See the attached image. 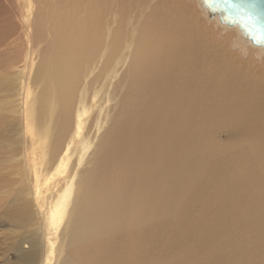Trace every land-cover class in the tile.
<instances>
[{
	"label": "bare ground",
	"instance_id": "obj_1",
	"mask_svg": "<svg viewBox=\"0 0 264 264\" xmlns=\"http://www.w3.org/2000/svg\"><path fill=\"white\" fill-rule=\"evenodd\" d=\"M43 1L48 11L41 13L40 5L21 0V30L0 51L4 73L0 76V236L8 235L3 219L16 231L27 229L26 236H14L10 251L15 250L24 264H56L60 258L56 252L65 253L61 261L65 264L220 261L223 252L210 254L212 249L203 245L211 243L214 235L226 234L236 216L245 217L243 212L250 208H242V203H254L249 215L264 219V137L251 144L246 139L221 145L211 142L210 134L216 129L244 130L242 119L254 115L261 118L255 119L259 122L255 126L263 130L264 82L233 68L213 43L211 50L206 48L202 36L195 35L194 24L185 18L177 21L180 30H166L169 20L155 29L159 46L157 40H150L152 34L140 33L149 47L143 45L144 50L140 47L133 54L137 34L129 32L130 40L115 35L114 22L104 26L103 17L101 22L100 6H92L84 15L81 0H67L68 7L66 0ZM199 4L208 20L238 33L242 44L264 53L245 43L237 27L209 18L201 0ZM18 42L24 49L19 50ZM42 49L50 58L36 65ZM7 50L12 64H2ZM122 65L127 69L116 81ZM104 82V87L115 90L123 82L129 100L121 106L129 113L113 124L118 139L111 130L102 143L100 156L110 151L112 160L100 170L101 164L97 167L98 175L90 177L92 185L85 189L91 195H86L76 190L69 164L78 155L80 166L93 145L85 135L87 118ZM100 116L92 123L96 127H101ZM91 130L92 126L88 136ZM201 157L214 159V167L208 168L215 175L213 181L207 178L206 166L200 167ZM205 191L213 200H226L238 192L249 200L231 203L229 212L222 200L215 202L221 213L213 217L224 219L209 223L208 233L193 245L195 220L202 218L196 212L204 208L196 206V199ZM10 193L3 203L2 197ZM72 200L80 207L92 201L83 222L77 216L81 212L72 211ZM227 243L228 237L219 247ZM1 256L9 257L6 252Z\"/></svg>",
	"mask_w": 264,
	"mask_h": 264
},
{
	"label": "rangeland",
	"instance_id": "obj_2",
	"mask_svg": "<svg viewBox=\"0 0 264 264\" xmlns=\"http://www.w3.org/2000/svg\"><path fill=\"white\" fill-rule=\"evenodd\" d=\"M32 1L35 2V4L40 5L41 13H44V11H48L47 4H44L43 0ZM82 2L83 4L81 6L83 7L82 12L84 13V15H86L85 13L89 14L88 11L92 8V6H100L102 11L104 12L102 14H99L101 22H103L101 17L105 18L106 20V22H103L104 26H108V22L110 24L114 22V24H112V27L113 33L115 35L119 34L120 37H126L127 39H129V32L130 35L131 32L137 34L138 38L136 37V43L133 46V51H130V53L132 52L134 54L136 51H140V47L141 50L147 49L149 47L147 41L145 42L147 45L144 43V38L142 39V37L144 36L143 34H141L140 36V33L149 32L150 34H152V36H149L150 40H157L156 45H158V39L157 37H154V35L157 34L158 30L155 29H162L165 26L166 22L169 20L167 24L171 22L170 26L172 28L169 26V29L167 28L166 30H180V27L176 26L178 24L177 21L178 19L183 20L185 18L186 21L194 24V27L197 30V33L195 32V35H200L199 37L202 36L201 38L206 48L211 50V46L213 43V47L223 50L225 61H229L230 64L233 63V68L241 73H248L250 76H253L252 79L254 80V78H256L257 83H261V81L264 82V53L255 50L250 46L242 44V41L239 39L238 33L227 29L226 31L216 21L208 20L205 16L204 10L202 9V7H200L199 0H81V3ZM20 3L21 0H0V51L4 50L5 46H9L10 42L17 37L18 32L21 30L20 13L22 12L23 5ZM65 5L66 7H68L67 0L65 2ZM85 8L87 9L85 10ZM171 15L172 17L169 19V16ZM87 16L92 17V15ZM180 26L184 27L185 23L180 24ZM139 37L140 40H138ZM137 42L141 45H139ZM19 44L20 42H18L17 44V46H19V50L24 49L23 43L21 42V46ZM142 46L144 49H142ZM201 47L202 46H200L199 48ZM9 52L10 50H7L4 54L5 56H3L2 58V64H12V55L10 53V56ZM46 53V49L41 50L40 55H38L37 57V61H35L36 65H38L40 61H43L42 58L47 57ZM198 67L201 68V63L198 64ZM120 68L122 69L119 73V76L116 77V81L123 77V73L124 71H126L125 69H127V66L122 65V67ZM2 72L3 71L0 70V76L1 74H4ZM122 83L123 82L118 84V90H115V88H113L111 85L109 87H104L103 84H105V82L102 83L96 90L95 108L90 110L89 118H87V131L91 126L92 130L89 136L87 135V131L85 132L86 137H88L87 139H90V142H92L93 145L80 166H78V155L72 156L70 160L71 164H69V169L74 170L73 173L75 175L74 182L76 185V190H80L81 192L84 190L86 195L88 189H90V186L92 185L90 177H95L98 175V172L96 171L97 167L101 164L99 166L100 170L103 163H110L112 160V154L110 151L106 154L103 153L100 156L102 152V143L104 142L108 132L111 130L115 131L114 133H117L115 136L116 139H118L119 132H116V128H113V124H118L122 117L128 116L129 113L125 107L121 106V104L126 105L125 101L129 100L127 95L125 94L126 90H122ZM216 83L220 85V80L218 78ZM229 87L230 89H232L231 86ZM229 108L233 107H226V109ZM97 116H100L101 127H96L95 124H92L93 122H96L95 118H97ZM254 116H250L249 120L246 118V116L242 119L246 120V124L241 125L242 127H247L244 130H241L240 128H225L223 130L216 129L214 131V134H210V141L217 142L221 145L242 142L243 140L245 142L246 139H249L247 141V144L259 141L262 137H264V129L260 130L259 128H257V126H255L259 124L261 118L257 117V115ZM255 119H257L259 122L255 123ZM221 130L223 132H221ZM219 132H221V134H219ZM256 133L260 134L258 138H254L256 137ZM218 134L220 137H218ZM230 165L231 164L225 166L230 167ZM201 166H206L204 167V169H207L205 171L207 174V178L212 179L213 181V176L215 175L209 173L208 168L214 167V159H211L210 157H201L200 167ZM84 181H86V183H84L83 185ZM94 187L95 189H98L100 191L103 189L99 185H94ZM86 188H88L87 192L85 191ZM88 193L91 195V192ZM11 195L12 193H10L9 197H2V202L6 203V200H9ZM225 199L226 200H223L221 197H218L213 200L210 191L202 192L197 197L196 206L198 208H204L196 212V217L202 218H198L195 220V231L191 233L193 245L202 240L203 236L208 233L209 223L221 222L224 219L213 217L214 215L221 213L218 208L219 205L216 204L219 202V200L223 201L222 204L226 203L223 208L226 209L227 212H229L228 209L231 208V203L236 204L238 202H246L249 200L248 197L245 196V193L243 194V192H238L236 196L232 198L225 197ZM79 200H82V198L79 197ZM206 201L208 202L204 204V202ZM91 203V200H87L85 201L84 207H80L76 205L72 200V211L81 212V215L79 213L77 214L78 219L80 218L79 222H81V220L82 222L84 221L87 208ZM241 207L250 208V210H246L245 212H243V215H245V217H241V215L236 216V218L232 220L233 224L230 228H228L229 231L226 234L222 233L217 236L214 235V237L210 239L211 243H205L203 245V248L205 250L212 249L211 251H209L210 254H218L219 252L224 253V256L220 257V261L215 264H233V262H238L244 258H248L249 260H246L243 264H264V237L262 238V236H264V219L261 220L255 215H249L251 212L254 213V203H242ZM200 212H202L205 216L200 214ZM173 215H176V213L174 212ZM261 215L262 213L259 216ZM3 221L5 226L3 225L2 228L5 232L8 233V235L6 234V237L2 235L0 236V238L8 239L0 242V264H6L9 258L11 259L10 264H24L22 262V258L18 257V254L17 252H15V250L10 251L8 244H12L14 242L13 239L16 235H22L23 237L26 236L23 233L27 234V229L22 228L23 230L20 229V231H16L17 229L14 228V225L13 227H11L9 225L10 223L6 222V220L4 219ZM251 222L254 223L251 224ZM12 230L19 233L12 234ZM194 237L196 239V242H194ZM226 237L230 239V244L228 245L227 243L226 245L219 247L224 243V239ZM9 238H11L12 240H10ZM15 240H17V238ZM212 243L214 244V246H209ZM198 244L200 245L201 243ZM67 246L69 247L70 243ZM5 252L9 257L1 256ZM18 253L20 254L19 251ZM64 254L65 253H63V255H60L58 252H56L57 258L60 257L59 259L55 260L56 264H65L64 262H61L64 259ZM68 254L73 257V253L69 252Z\"/></svg>",
	"mask_w": 264,
	"mask_h": 264
},
{
	"label": "water",
	"instance_id": "obj_3",
	"mask_svg": "<svg viewBox=\"0 0 264 264\" xmlns=\"http://www.w3.org/2000/svg\"><path fill=\"white\" fill-rule=\"evenodd\" d=\"M209 18H218L226 27H237L245 43L264 49V0H243L241 11L235 4L239 0H201Z\"/></svg>",
	"mask_w": 264,
	"mask_h": 264
},
{
	"label": "snow or ice",
	"instance_id": "obj_4",
	"mask_svg": "<svg viewBox=\"0 0 264 264\" xmlns=\"http://www.w3.org/2000/svg\"><path fill=\"white\" fill-rule=\"evenodd\" d=\"M223 2L228 3V2H230V0H223ZM242 2H243V0H239V3L235 4V8L237 11H241Z\"/></svg>",
	"mask_w": 264,
	"mask_h": 264
}]
</instances>
